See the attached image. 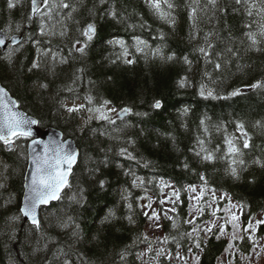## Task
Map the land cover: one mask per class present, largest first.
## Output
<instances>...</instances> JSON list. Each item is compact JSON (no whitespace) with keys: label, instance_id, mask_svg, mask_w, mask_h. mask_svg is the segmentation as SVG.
Masks as SVG:
<instances>
[{"label":"trees","instance_id":"1","mask_svg":"<svg viewBox=\"0 0 264 264\" xmlns=\"http://www.w3.org/2000/svg\"><path fill=\"white\" fill-rule=\"evenodd\" d=\"M64 2L71 7L53 8L49 19L43 15L47 7L41 14L31 13V0H14L11 9L8 0H0V31L24 34L19 45L6 51L0 47V81L40 126L59 128L80 149L70 187L42 208L37 228L20 211L29 139H16L12 148L0 141V264H139L141 247L152 242L145 230L142 191L158 195L161 179L179 189L177 216L183 225L188 186L206 185L239 203L244 236L235 243L248 254L253 246L250 225L264 214V167L255 163L264 164V89L249 87L264 82V41L257 51L245 36L264 22L256 9L251 17L246 11L252 3L258 9L260 0L240 5L216 0L215 7L208 0H170L172 9L162 5L170 13L167 19L159 18L146 0ZM192 7L198 9L195 25L189 18ZM88 24L96 32L81 53L76 48L84 46L81 31ZM206 35L214 46L211 60L221 63L220 70L199 51L207 47ZM137 38L147 45H140L141 52L136 51ZM77 40L81 43L73 47ZM115 40L125 42L126 57L123 48L109 43ZM228 47L236 54L226 52ZM49 49L58 54L55 61L43 55ZM61 58L67 62L60 63ZM36 62L39 68H32ZM237 89L239 95H229ZM157 100L158 109L153 107ZM77 101L84 108L68 112V104ZM104 101L131 111L124 118L111 117L114 123L95 118L83 123L88 109L106 106ZM237 123L244 124L250 137L246 149L237 141L243 165L231 164L224 143L225 137H240ZM121 149H126L123 155ZM208 153L213 160L203 159ZM231 167L237 168L236 176ZM170 223L163 225L169 245L180 244L185 252L186 240L177 242L189 227L174 230ZM257 234L264 235V223ZM200 249V264H217L227 239L215 231L195 247Z\"/></svg>","mask_w":264,"mask_h":264},{"label":"snow or ice","instance_id":"2","mask_svg":"<svg viewBox=\"0 0 264 264\" xmlns=\"http://www.w3.org/2000/svg\"><path fill=\"white\" fill-rule=\"evenodd\" d=\"M103 2V0H101ZM42 3L45 7L48 8V12L43 13V15H47L49 19H52V9L53 8H70L71 5L64 2V0H60L59 4L51 3L50 0H42ZM146 3L148 6L154 10V12L159 16L161 19H167L170 13L168 11H165L162 5H166L167 9H172L174 5L170 2V0H146ZM194 3H198V0H194ZM235 3L240 4H247L248 0H235ZM261 6L257 9V5L255 3H252L248 5L246 8L247 15L253 16V10L256 9V15L261 17V21H264V0H260ZM41 0H31V13L32 14H41ZM208 4L212 7H215L216 0H208ZM15 7L14 0H8V8L11 9ZM75 11V9H72ZM114 15V13H113ZM70 16V14H69ZM198 16V9L197 7H192L191 13H190V19L193 21V24L195 25V22L197 20ZM31 18V17H30ZM174 23V21H171ZM247 28L251 29L252 25L248 24L246 25ZM17 30H19L17 28ZM95 25L94 24H88L82 31L81 35L85 38L84 40V46L76 48L77 51L83 53L85 50V47L87 46V43L90 42L93 37L95 36ZM41 34L44 33L43 26L41 27ZM53 35L55 33H52ZM65 33L62 31L60 33L61 36H63ZM210 35V34H208ZM208 35L205 36V42L207 44V47H200L199 51L204 55L206 58V62L208 63H214V68L216 70H220L222 65L219 61L213 62L211 60L212 53L209 51V49H212L214 46L208 41ZM245 36L247 37V40L250 42L249 47L254 48L257 51L260 49L257 47L262 41H264V22H261L258 24V31H248L245 33ZM11 39L13 42H16L15 37L9 38L7 34L5 33L4 36H0V46H4L7 41ZM81 41L77 40L73 47H76L77 44H80ZM109 43L119 45L121 48L124 49L123 55L126 57L128 55L127 47L125 45V42L123 40H115V41H109ZM136 51L141 52L143 49L140 47V45H144V47H147L146 42L139 40L137 38L136 41ZM226 52L233 53V49L231 47H228L226 49ZM159 53V50H157V54ZM51 55V58L53 61L57 58V53L52 52L51 49L48 51H45L43 55L48 56ZM236 53H233L235 55ZM223 58V53L218 54ZM169 60L173 59V56L168 57ZM67 61L63 58H61L60 63H66ZM186 63H190V61L185 58ZM125 63L131 64L133 63L132 60H125ZM39 63H33L32 68H39ZM31 70V69H30ZM42 87H47V85H42ZM249 87L252 89L262 88L264 89V82H256L251 84ZM71 90V89H69ZM200 94L203 96L205 95L204 87L201 86V92ZM240 94V90L237 89L230 93V96H236ZM208 96H212L213 93L211 90L207 92ZM89 103L92 102V97L88 96L86 97ZM108 101H104V104L106 105ZM17 105L14 101H9L8 94L5 91L4 88L0 87V141H2L5 145L11 146L15 139L20 138H29L33 135V129L32 125H36L38 121L34 119H29L24 113L19 112L15 110ZM154 108H160L161 107V101L157 100L153 104ZM84 108V105L79 106H73L67 109L68 112H77ZM88 111L92 112L95 111L98 113L96 116L99 120H105L110 123H114L113 120L103 111V108H96L91 109L89 108ZM110 111H115V109H110ZM123 112L127 113L131 110L128 108L122 109ZM91 119V117H90ZM203 124L204 121H201ZM260 122H257L259 124ZM237 131L241 133L240 137H225L224 143L227 145V152L226 154L233 157L231 160L232 165H236L239 163L240 165H243L245 162L243 159H238L243 155L242 148H249L250 147V137L248 136V133L244 130V124L243 123H237L236 125ZM207 131V129H205ZM237 141H240L242 143V148L240 145H238ZM33 144L39 143V141L33 140ZM201 144H203V141H200ZM219 150V149H218ZM201 151H205L203 148H201ZM126 152V149H121V154L123 155ZM33 155L31 156V163L33 165V171L30 176V182L26 184L27 193L25 195L24 199V206L20 209V211L23 213L25 217H28L31 222L39 227V221L36 217V209L39 205H46L52 200H58L60 199V193L65 187H70L68 177L72 173V167L74 163L76 162V152L74 150H71L68 146L64 145L63 143L59 141H50L48 144L44 145V150L42 153H35V149H33ZM197 155H200V153H196ZM129 158L131 157V154H128ZM203 159L205 160H213L214 156L212 153L206 154ZM257 164H261L262 167H264V164H262L259 160L255 161ZM231 174L233 176L237 175V168L231 167ZM137 180H140L141 183L143 181L141 178L137 177ZM161 184H164L163 181H161ZM133 185L137 186L136 180L133 181ZM103 186V181H101V187ZM167 186V185H165ZM196 189L193 188L192 191L194 192ZM172 195H175L177 198H179V194L177 192H173ZM203 193L200 194V196L196 197L197 200L202 198ZM163 203V201H161ZM146 207H151V202H149ZM235 207V205H233ZM129 208H131V205H129ZM145 216H149L147 212H145ZM156 218L159 219L158 215L153 211L151 216H149V219ZM233 220H236L237 217L233 215ZM129 220L131 221V217H129ZM191 222V221H189ZM258 224L264 223V220L257 221ZM233 227H236V225H233ZM251 227V225H250ZM193 231H196V229H193ZM211 231V229H209ZM145 239H147L145 237ZM167 239V238H165ZM196 247L199 248V243L196 244ZM151 247H149L148 251H151ZM157 256L162 255L163 251H159L156 253ZM179 255V254H177ZM198 260V257H197ZM65 264H69V261H65Z\"/></svg>","mask_w":264,"mask_h":264},{"label":"rangeland","instance_id":"3","mask_svg":"<svg viewBox=\"0 0 264 264\" xmlns=\"http://www.w3.org/2000/svg\"><path fill=\"white\" fill-rule=\"evenodd\" d=\"M79 105H82V102L77 101L68 104L69 107ZM100 107L103 108V111L110 118L117 117L120 111L119 108L110 105L98 106L96 108ZM110 109H115V111H110ZM97 115L98 113L95 111L88 112V118H83L82 121L86 123L94 118L97 119ZM161 181L164 184H161ZM157 184L160 190L158 195L153 190L145 189L142 191L143 211L147 212L149 216L154 211L159 219H149L148 216L145 230L147 237L152 239V242L141 247L138 254L139 264H200L199 258L202 250H195L196 244L199 243L200 245L202 241H206L215 231L219 236L227 239V249L219 257L217 264H264V235L258 236L257 234V227L259 225L257 221L264 220L263 213H259L252 221V227L248 235L253 246L247 254L239 249L235 243L236 240H240L244 236L241 222V205L229 195L214 192L206 185L186 187L189 195V210L186 224L183 225L177 216L179 198L172 195L173 192L179 194V189L171 182L163 179L159 180ZM193 188L196 189L194 192L192 191ZM201 193H203L202 198L197 200L196 197L200 196ZM149 202H151L150 208L146 207ZM204 215H207V217H204ZM233 215L237 217L236 220H233ZM200 217L204 219L198 221ZM166 220H171L170 225L174 230H178L181 226H183L184 230L189 227L186 231L182 232L177 242L183 243L186 240L187 248L185 252L180 244H177L175 247L169 245L168 237H166L163 230ZM233 225H236V227H233ZM193 229H196V231H193ZM149 247H151V251H148ZM159 251H163V254L157 256L156 253Z\"/></svg>","mask_w":264,"mask_h":264},{"label":"water","instance_id":"4","mask_svg":"<svg viewBox=\"0 0 264 264\" xmlns=\"http://www.w3.org/2000/svg\"><path fill=\"white\" fill-rule=\"evenodd\" d=\"M41 9L44 7L42 0H41V4H40ZM5 33L7 34V36L9 38L11 37H15L16 38V42H13L11 39H9L7 41V43L4 46H0L3 50H6L10 45H18L20 44L23 39H24V35L22 33H16L13 35H8V33L4 30L0 31V36H4ZM0 87L4 88L5 91L8 94V99L9 101H14L15 104L17 105L16 109L19 112L24 113L29 119H34L36 121H38V123L36 125H32V129H33V135L32 137H29V142H28V165H27V169H26V173H25V181H24V191H23V195H22V199H21V206L20 209L24 206V199H25V195L27 193V188H26V184H28L30 182V176L31 173L33 171V165L31 163V156L34 154L33 153V149H35V153H42L44 150V145L48 144L50 141H59L61 143H63L64 145L68 146L71 150H74L76 152L77 158H76V162L74 163L73 167H72V173L74 170V167L77 165L79 158H80V149L76 143V140L73 139L72 137H65L64 133L62 130H60L57 127L54 126H48V127H42L40 126L39 123V119L34 116L29 114L28 112H26L21 106L19 101L17 100V98L15 96H13L11 94V92L2 84V82L0 81ZM128 115V112L125 113L122 110L118 113L119 117H126ZM36 140L39 141V143L33 144L32 141ZM14 145V143L11 146H7L8 148H11ZM71 175L68 177L69 183H70V178L72 176ZM67 187H65L61 193H60V197L63 194V192L65 191ZM59 200V199H58ZM58 200H52L50 201L48 204L46 205H39L36 209V217L37 220L39 221V225L41 223L42 220V208L49 206L52 202H56ZM23 218L25 221L30 222L31 224H33L31 222V220L28 217H25L23 215V213L21 212ZM34 225V224H33Z\"/></svg>","mask_w":264,"mask_h":264},{"label":"bare ground","instance_id":"5","mask_svg":"<svg viewBox=\"0 0 264 264\" xmlns=\"http://www.w3.org/2000/svg\"><path fill=\"white\" fill-rule=\"evenodd\" d=\"M122 39V38H121Z\"/></svg>","mask_w":264,"mask_h":264}]
</instances>
